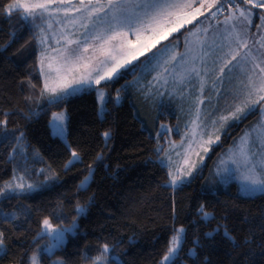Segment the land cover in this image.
Masks as SVG:
<instances>
[{
    "label": "trees",
    "instance_id": "1",
    "mask_svg": "<svg viewBox=\"0 0 264 264\" xmlns=\"http://www.w3.org/2000/svg\"><path fill=\"white\" fill-rule=\"evenodd\" d=\"M9 3L12 0H0V8ZM21 13H0V121H7L9 133L0 139V188L21 182L20 177L25 184L39 183L46 176L57 179L35 191L0 198V232L7 246L0 264H30L42 241L38 233L43 221L67 227L73 218V232L53 254L43 251L40 264H51L55 258L64 264H93L105 244L110 251L103 264H160L180 226L184 238L174 264H264V194L238 195L235 183L228 191L204 190L208 164L188 183L166 185L168 170L155 150L164 137L157 131L162 121H174L176 116L150 110L138 92L124 91L125 81L133 79L131 72L100 85L108 90L103 116L95 88L50 104L39 68V37L30 22H21ZM64 109L68 144L49 126L52 114ZM258 114L234 124L237 132L224 135L213 155ZM104 132H110L106 145ZM20 133L25 149L10 156ZM72 151L79 160L65 168ZM98 155L103 158L97 160ZM85 176H90L87 185L78 187ZM201 205L210 218L202 219L197 211ZM78 207L83 211L78 213ZM4 214L16 219L5 220ZM225 229L233 240L224 236ZM208 232L213 236L207 237ZM195 240L199 243L194 245Z\"/></svg>",
    "mask_w": 264,
    "mask_h": 264
},
{
    "label": "snow or ice",
    "instance_id": "2",
    "mask_svg": "<svg viewBox=\"0 0 264 264\" xmlns=\"http://www.w3.org/2000/svg\"><path fill=\"white\" fill-rule=\"evenodd\" d=\"M54 4H63L67 7L54 9L52 7ZM79 5V7L72 5L71 0H36L34 3L12 0V3H9L6 8H0V13L9 16L22 10L20 16L22 23L43 19L45 14H51L53 11H63L66 23L73 26L79 23L83 27L85 37L83 41L72 40L62 34L61 39L65 41L63 49L53 50L57 53L56 59L62 61V64L60 67L54 68L52 58L48 63L49 72L45 74L44 91L51 94L48 101L50 104L63 100L65 97L61 93H66V90L73 84L94 82L96 85H100L101 81H112L125 73L131 72L133 73V79L126 81V84L131 85L137 82V77L143 72L154 71L156 68H160L161 71L157 73L155 79H163L165 84L168 83L167 77L169 76L174 82L180 84L191 81L193 78H199L200 90L203 92L205 81L202 72L207 75L209 71L215 70L216 65L219 64L214 81L218 80L223 83L231 79L230 74L234 73L238 67L251 62L253 66L247 74V81L242 82L243 98L239 99L233 110L229 111L227 115H221L218 120H213L212 124L215 126L219 122V130L227 132L228 128H231L234 124L242 122L248 115L259 111L261 118L256 126L264 129V59H261L258 63L256 62L257 58L251 53L247 36L248 26L254 23V10L264 9V0H79ZM225 5H227V8H225ZM242 5L247 7H242ZM69 9L75 12L77 16L69 18ZM221 12L227 13L223 23L231 25V29H226L227 35L223 37L226 44L217 45L215 41L209 43L207 38L211 25H209V28H200L196 24L200 23L198 18L203 17L205 13H208L212 18H216L217 13ZM260 19L262 23L255 26L264 29V16H261ZM193 22H196V24H193ZM233 22H237L242 27L238 29L237 24ZM187 25L195 27V32L188 30V34L189 36H196V40L187 41L190 46L186 52H174L168 59L164 60L163 64H160L157 53L169 51L168 46L162 45L156 52H153L152 49L156 48L161 41L173 37L175 33L182 35V30H187ZM49 27H51V24H49ZM43 32L44 29L41 28V33ZM201 33H203V36L200 35ZM130 37H135V41ZM173 38L176 39L177 37ZM46 39L47 37L42 36L41 43H44ZM232 44H235L236 47L233 48ZM255 44H259L260 48L264 49V34L259 35V38L253 41V45ZM224 47L228 48L227 52L223 51ZM217 50H220L221 53L218 56L216 55ZM89 52H91V55H88ZM146 53H150V55L146 56ZM141 56L145 58L141 60ZM261 56H264V53H261ZM212 57H214L212 59L213 68L209 69L206 65L208 59ZM153 61H156L155 66H153ZM221 61L222 63H220ZM77 70H83L84 72L79 79L69 81L63 75V73ZM41 71L43 73V58L41 60ZM53 71H55L56 76L49 81L48 77L51 76ZM220 91L221 89H217V92ZM237 95L239 96L240 93L238 92ZM117 96L119 97V90ZM99 100L101 102L105 100L102 91L99 94ZM203 102L201 99L197 100L198 105ZM64 119L63 113L53 114L49 126L54 136L63 137L65 131ZM6 124V120L0 121V125L5 126L0 130V139H5L9 135ZM189 127L194 141L196 135L203 131L199 106ZM160 128L163 130L157 132V136L160 138L166 132L173 131L172 129H166L164 125H161ZM252 130H246L244 135L240 137V144L237 149L238 158L236 154L230 158L237 168L243 166L245 169L244 182L241 185V192L244 195L264 194V132L261 133V152L257 160V154L251 152L248 147ZM102 135L105 138L106 145L107 139L110 138V132H104ZM185 135L187 136L188 133L186 132ZM15 139L17 143L13 145L10 156L22 152L23 149L21 143L23 133H20ZM220 140V135H216L214 139L210 135L206 143L211 146ZM171 147H175V145H171ZM155 150L161 166L169 167L170 165L165 164L159 156L161 152L167 155L163 145H158ZM204 151L208 152L209 148H204ZM102 158V155L97 156V160ZM200 159L203 160V157ZM78 160V154L73 151L72 157L65 168ZM187 162L186 158L185 163ZM194 167L195 165L187 171L180 169L169 171L168 176L171 179L170 182L165 181V184L170 183V186L175 188L186 183L185 177L191 174ZM224 172L232 173L233 169L226 166ZM91 173L92 166L90 165L89 175ZM18 179L21 182L15 184L8 182L0 188V198L7 199L13 194L18 196L22 193L35 191L47 182L57 179V177L46 176L39 183L29 184L23 182V177ZM88 179L89 176H85L78 187H83ZM203 209L204 206L201 205L197 211L201 212L202 219L206 220L211 217V213ZM77 211L80 213L83 208L78 207ZM4 219L14 220L16 217L15 215L4 214ZM43 223L47 231L44 235H41V233H38V235H41L42 239L44 236L48 237V242L43 251L49 254H53L55 249L63 245L65 232H72L76 226L75 218L66 228L53 229L47 219ZM184 231L183 227L175 230V234L169 241V246L160 264H174L175 257L183 242ZM205 235L212 237L213 232H208ZM224 236L229 240L234 239L229 235L227 229L224 231ZM198 243V240L194 241V245ZM37 249L38 251L30 257V264H39V245H37ZM109 251L110 246L103 245L101 254L93 260V264H103L107 259L105 254ZM191 251H194V249ZM0 254H7L3 232H0ZM53 264H60V262L55 261Z\"/></svg>",
    "mask_w": 264,
    "mask_h": 264
},
{
    "label": "rangeland",
    "instance_id": "3",
    "mask_svg": "<svg viewBox=\"0 0 264 264\" xmlns=\"http://www.w3.org/2000/svg\"><path fill=\"white\" fill-rule=\"evenodd\" d=\"M23 2L34 3L36 2V0H23ZM71 4L75 5L76 7L80 6L79 0H71ZM52 7L54 9L56 8L62 9L64 7H67V5L54 4ZM242 7H247V6L242 5ZM225 8H227V5H225ZM254 13H255L253 15L254 23L253 25L248 26L247 36L249 39L251 53L253 56L257 58L256 62L258 63L261 59H264V56H261V53H264V49L260 48L259 44L253 45V41L258 39L259 35L264 34V29L257 28L255 26V25H260L262 23L260 17L264 16V9H256L254 10ZM225 15H227L226 12L221 17L217 15L216 18H212L211 16H209L208 13H205L203 17L198 18L200 21L199 24H196V22H193V24H196V26L200 28H209V25H211L207 33V38L209 43L215 41L217 45L226 44V41L223 40V37L227 35L226 29L230 30L231 25H225L223 23L225 19ZM76 16L77 14L75 12H72L71 9H69V18H74ZM233 23L237 24L238 29L242 27V25L238 24L237 22H233ZM30 24L33 26V28L36 30L38 34L39 43L42 51H44V46H45L44 43H41L42 36L44 37L48 35L52 36V41L55 42L57 40V33L59 35L61 31L71 32L72 29H74V27H77V29L83 28L82 26L79 25V23L75 26H73L70 23H66L65 15L63 11H53L51 14H45L43 19L32 20ZM49 24H51V27H49ZM41 28L44 29L43 33H41ZM186 29L187 30H182L183 31L182 35L179 33L173 34V37H177L176 39H174L173 37H169L168 40L161 41L160 44L156 46V48L152 49L153 52H156L157 49L160 48L162 45L168 46L169 51L163 53H159V52L157 53L160 64H163L164 60L168 59V57L174 52H180V53L186 52L188 47L190 46L187 43V41L196 40V36H189L188 34V30L195 32V27H193V25H187ZM200 35L203 36V33H201ZM130 38L133 41H135V37H130ZM232 47L235 48L236 45L232 44ZM55 49H58V47ZM53 50L54 48H52L49 53L47 52L42 53L41 58L44 57V54H48V55L53 54L46 59L45 66L43 65V73L42 71H40L44 77V81L46 78L45 74L49 72L48 63L50 58H52L54 68L58 67V59H56L57 53L54 52ZM223 51L227 52L228 48L224 47ZM89 53H90L89 55H91V52ZM220 54H221L220 50H217L216 55L218 56ZM145 55L146 56L150 55V53H146ZM144 58H145L144 56L140 57L141 60H143ZM213 58L214 57L209 58L207 61L206 66L209 69L213 68L212 65ZM220 63H222V61ZM155 64L156 61H153V66H155ZM252 66H253L252 63L249 62L246 65H242V67H238L234 73L230 74L231 79L226 80L225 82L222 83L221 81L218 80L214 81V77L216 76V73L219 68V64H217L216 69L209 71L207 75H205L202 72L205 81L203 92H201L200 90L199 78H193L191 81H186L183 84L174 82L170 76L167 77L168 79L167 84L164 83L163 79L161 80L155 79L157 73L161 71L160 68H156V70L154 71L143 72L141 75L137 77V82H134L131 85L126 84L125 81V83L123 84L124 91L129 92L130 90L133 89L136 92H138L141 95V97L145 99L146 104L149 106L150 110L158 109L161 111L163 109V112L165 113L169 112L170 114H175L176 116V119H174V121H168V122L162 121L158 126V131H163L160 128L161 125H164L166 129L173 130L166 132L163 135L164 141H161V143L159 144V145L162 144L167 152V155H165V153L162 152V155L160 157L164 160L165 164L170 165L169 167H167L168 172L178 169L187 171L190 167L195 165V167L192 168L191 174L185 177V180L187 181L186 183H188L196 174H202L203 169L205 168L206 164H208V168L207 171L205 172L204 179L202 182V188L204 190L211 191L214 193L222 190L228 191L231 183H235L237 186L236 190L238 195L245 197H252L261 194V193H257L255 195L242 194L241 185L244 182L245 169L243 168V166L237 168V166L233 164L230 159L231 157L234 156V154H236V157L238 158L237 149L240 144V137L244 135L246 130H252V129L254 130H252L251 137L249 138L250 143L248 147L251 152L257 154V160L259 159V154L261 152L260 138H261V133L264 132V129L256 126L261 118L260 112L258 116L255 118V121L244 127V129L241 132H239L236 136L234 135L233 139L226 147L221 149L220 152L213 155L214 149L216 148L218 143L220 144V142H222L223 136L230 132L236 133L237 130L233 131L234 130L233 128L234 125H233L231 128H228L227 132L220 131L219 122H217L215 126H213L212 121L218 120V117H220L221 115H227L229 111L233 110L234 105L239 102V99L243 98L242 82L247 81V74L252 69ZM258 71L259 70L257 69V72ZM83 74H84L83 70L74 71V76H72L70 80L79 79ZM55 76L56 73L55 71H53L51 76L48 77L49 81L55 78ZM104 82L106 81H101V84ZM100 85H96L94 82L89 84H73L71 85L70 88L66 90V93H61V95H64V97H69L81 93L86 89L95 88L97 103H98V113L100 116H103L104 111L106 109L108 90L107 88L102 87ZM217 89H221V91L217 92ZM101 91L104 92L105 95V100L103 102L99 100V94ZM43 92L46 96V100L49 101V99L51 98V94L47 91H44V87H43ZM238 92L240 93L239 96L237 95ZM198 99H201L204 102L198 105L197 104ZM122 100H123V96L119 95V97L117 98V102L121 103ZM198 106L200 108V120L203 122V131L199 132L196 135L195 140L193 141L192 133L190 131L189 126H190V122L195 118L196 109ZM54 113L64 114L65 117L63 122L65 128L64 135L63 137L60 136L58 137L62 139L66 144H68L67 110L64 109L61 111H56ZM53 114L51 116V119L53 117ZM186 132L188 133L187 136L185 135ZM210 135L212 139H214L216 135H220L221 140L218 143L210 146L206 143L209 140ZM171 145H175V147H171ZM22 146H23L22 150H24L25 147L23 144ZM206 147L209 148L208 152L204 151V148ZM201 157H203V160L200 159ZM186 158L188 161L187 163H185ZM226 166L233 169V172L232 173L224 172V168ZM177 174H179V172H177ZM170 179L171 178L169 177L168 179L169 182ZM88 181L83 187L87 185ZM167 185L170 186V183ZM49 223L52 225L53 229L66 228L63 226H55L50 221ZM181 227L182 226L177 227V229ZM46 231L47 230L44 228V223H42V230L40 232L41 235H44ZM67 233L69 232H65L64 243L67 239ZM174 234L172 235V237L174 236ZM183 238H184V233H183ZM47 242H48V237L44 236L39 246L40 254L43 252V249L46 246ZM38 261L40 264V256L38 257ZM55 261L60 262V264H64L63 260L60 258H55L51 262V264H53V262Z\"/></svg>",
    "mask_w": 264,
    "mask_h": 264
},
{
    "label": "crops",
    "instance_id": "4",
    "mask_svg": "<svg viewBox=\"0 0 264 264\" xmlns=\"http://www.w3.org/2000/svg\"><path fill=\"white\" fill-rule=\"evenodd\" d=\"M66 35L68 38H70V39H72V40H80V41H83L84 39H85V37H84V29L83 28H80V29H77V27H74V29H72V31L71 32H68V31H61V33L58 35V33H57V40L54 42V41H52V36H46L47 37V39L45 40V42H44V51H40V57H39V68H41V60H42V53L43 52H47V53H49L50 52V50L52 49V48H57L58 47V49H63V47H64V44H65V41L64 40H62L61 39V35ZM81 47H83V45H81ZM90 53H88V55H89ZM50 55H53V54H44V57H43V65L45 66V61H46V59L47 58H49V56ZM41 58V59H40ZM61 64H62V61H58V67H60L61 66ZM40 71H41V69H40ZM63 75H65L66 76V78L68 79V80H70V78L72 77V76H74V72H67V73H63ZM41 76H42V80H43V85H44V83H45V81H44V77H43V75H42V73H41ZM142 101L143 102H145L146 103V101H145V99L144 98H142Z\"/></svg>",
    "mask_w": 264,
    "mask_h": 264
},
{
    "label": "built area",
    "instance_id": "5",
    "mask_svg": "<svg viewBox=\"0 0 264 264\" xmlns=\"http://www.w3.org/2000/svg\"><path fill=\"white\" fill-rule=\"evenodd\" d=\"M225 14V12H221V13H217V15L220 17V16H223Z\"/></svg>",
    "mask_w": 264,
    "mask_h": 264
}]
</instances>
